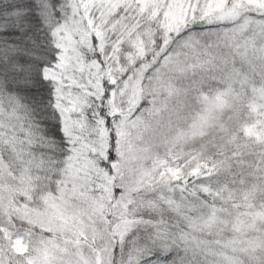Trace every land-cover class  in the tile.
I'll return each instance as SVG.
<instances>
[{
    "label": "snow or ice",
    "instance_id": "1",
    "mask_svg": "<svg viewBox=\"0 0 264 264\" xmlns=\"http://www.w3.org/2000/svg\"><path fill=\"white\" fill-rule=\"evenodd\" d=\"M0 264H264V0H0Z\"/></svg>",
    "mask_w": 264,
    "mask_h": 264
}]
</instances>
